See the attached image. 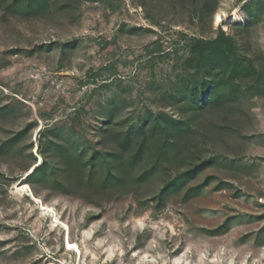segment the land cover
I'll list each match as a JSON object with an SVG mask.
<instances>
[{"label": "rangeland", "instance_id": "obj_1", "mask_svg": "<svg viewBox=\"0 0 264 264\" xmlns=\"http://www.w3.org/2000/svg\"><path fill=\"white\" fill-rule=\"evenodd\" d=\"M9 1L0 2V264H264V0H212L211 12L205 0H51L34 17L9 12ZM219 29L249 67L234 79L240 92L181 114L173 95L201 76L188 40ZM150 113L185 121L175 143L149 128L113 159L118 137ZM93 154L107 159L92 165Z\"/></svg>", "mask_w": 264, "mask_h": 264}, {"label": "trees", "instance_id": "obj_2", "mask_svg": "<svg viewBox=\"0 0 264 264\" xmlns=\"http://www.w3.org/2000/svg\"><path fill=\"white\" fill-rule=\"evenodd\" d=\"M6 0H0V2ZM51 0H10L6 9L11 13L20 14L23 17H34L46 12L50 7ZM212 0H205L203 9L213 10ZM245 24L253 20L252 9L250 6L244 10ZM187 63L193 67L194 75H201L200 79L195 78L192 82H187L181 86L178 93L173 95L176 103L179 104L181 114L186 112H199L206 107L217 106L223 103L230 102L240 92V86L235 82L236 75L242 71L248 72L249 67L244 66L236 56V45L233 35L219 29L214 37L204 38L193 36L188 40V58ZM225 64L229 65V73L225 71V76L219 73L224 70ZM225 76V77H224ZM159 114L150 115L145 118H138L137 121L127 130L124 135L117 139V149L110 152L109 155L113 159L120 158L121 149L127 148L135 137H140L146 134L150 128L155 131L162 128L167 133V142L174 144L176 137L181 134L185 121L174 117L163 116ZM144 144H141L137 152L133 155V163L142 157ZM83 154V151L80 152ZM107 159L106 156H96L93 154L90 157L91 164L100 162L101 159ZM47 163L34 167L33 171L28 174V177H39L47 170ZM90 175H92L91 171ZM184 182L183 175L177 177L173 182L169 183L166 188L172 189L179 187Z\"/></svg>", "mask_w": 264, "mask_h": 264}, {"label": "bare ground", "instance_id": "obj_3", "mask_svg": "<svg viewBox=\"0 0 264 264\" xmlns=\"http://www.w3.org/2000/svg\"><path fill=\"white\" fill-rule=\"evenodd\" d=\"M217 19H219V18L217 17ZM24 187H28V186L24 185V186H22V188H20V190L21 189L23 190ZM30 195H31V198L33 199V201L40 202L38 197H36L33 193H31ZM40 208L43 210V214H48V212H51V209L48 206H45L44 204H41ZM54 221L58 222L57 219H55ZM58 223L62 224L61 222H58ZM53 226L56 227L57 225L54 224ZM65 248L68 252H74L75 251V252L79 253L78 245L75 242L70 241L68 236H66V238H65Z\"/></svg>", "mask_w": 264, "mask_h": 264}]
</instances>
